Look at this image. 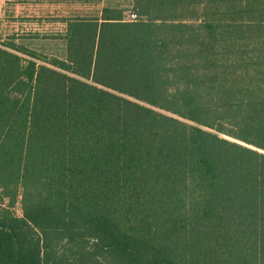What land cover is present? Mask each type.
Wrapping results in <instances>:
<instances>
[{"label":"trees","instance_id":"obj_1","mask_svg":"<svg viewBox=\"0 0 264 264\" xmlns=\"http://www.w3.org/2000/svg\"><path fill=\"white\" fill-rule=\"evenodd\" d=\"M129 1L0 43V264H264V0Z\"/></svg>","mask_w":264,"mask_h":264},{"label":"crops","instance_id":"obj_2","mask_svg":"<svg viewBox=\"0 0 264 264\" xmlns=\"http://www.w3.org/2000/svg\"><path fill=\"white\" fill-rule=\"evenodd\" d=\"M131 3L133 1L129 0H0V43L34 19L52 17L61 20L64 35L67 23L63 19L97 17L104 8L122 9Z\"/></svg>","mask_w":264,"mask_h":264},{"label":"rangeland","instance_id":"obj_3","mask_svg":"<svg viewBox=\"0 0 264 264\" xmlns=\"http://www.w3.org/2000/svg\"><path fill=\"white\" fill-rule=\"evenodd\" d=\"M83 4H85L84 1H82V6ZM133 6H135L134 3L127 4L122 10L131 9ZM64 30L61 20L52 17L40 18L31 20V23L11 35L10 38H13L19 45L37 51L40 54L64 59L66 57V44L61 38ZM9 203L10 200L5 198L4 206L9 205ZM11 204L13 214L21 216L23 212L21 196L16 201L11 202Z\"/></svg>","mask_w":264,"mask_h":264},{"label":"built area","instance_id":"obj_4","mask_svg":"<svg viewBox=\"0 0 264 264\" xmlns=\"http://www.w3.org/2000/svg\"><path fill=\"white\" fill-rule=\"evenodd\" d=\"M144 19L145 18L141 15L140 11L135 6L123 12L124 22H137L142 21Z\"/></svg>","mask_w":264,"mask_h":264}]
</instances>
